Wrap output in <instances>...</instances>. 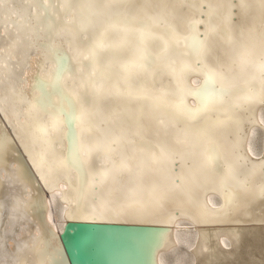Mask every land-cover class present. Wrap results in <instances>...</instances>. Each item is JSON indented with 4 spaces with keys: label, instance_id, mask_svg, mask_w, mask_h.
I'll return each instance as SVG.
<instances>
[{
    "label": "bare ground",
    "instance_id": "bare-ground-1",
    "mask_svg": "<svg viewBox=\"0 0 264 264\" xmlns=\"http://www.w3.org/2000/svg\"><path fill=\"white\" fill-rule=\"evenodd\" d=\"M67 219L156 225L107 264H264V0H0V264H69Z\"/></svg>",
    "mask_w": 264,
    "mask_h": 264
},
{
    "label": "water",
    "instance_id": "water-1",
    "mask_svg": "<svg viewBox=\"0 0 264 264\" xmlns=\"http://www.w3.org/2000/svg\"><path fill=\"white\" fill-rule=\"evenodd\" d=\"M63 226L58 235L69 264H107L106 250L111 245V232L149 229L156 225L67 219Z\"/></svg>",
    "mask_w": 264,
    "mask_h": 264
}]
</instances>
